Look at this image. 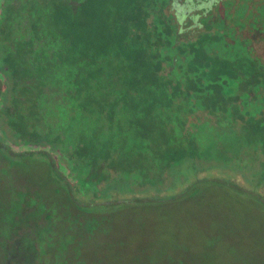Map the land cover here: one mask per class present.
Returning a JSON list of instances; mask_svg holds the SVG:
<instances>
[{
    "label": "flooded vegetation",
    "instance_id": "obj_1",
    "mask_svg": "<svg viewBox=\"0 0 264 264\" xmlns=\"http://www.w3.org/2000/svg\"><path fill=\"white\" fill-rule=\"evenodd\" d=\"M35 163L67 212L20 179ZM211 175L264 202V0H0V264Z\"/></svg>",
    "mask_w": 264,
    "mask_h": 264
},
{
    "label": "rangeland",
    "instance_id": "obj_2",
    "mask_svg": "<svg viewBox=\"0 0 264 264\" xmlns=\"http://www.w3.org/2000/svg\"><path fill=\"white\" fill-rule=\"evenodd\" d=\"M22 167L18 168L20 179L28 178L32 188L23 186L33 190L39 178L44 180V187L37 189L50 202H60L55 205L60 213L67 212L46 176L45 165L35 163L32 170ZM222 174L224 178L236 175ZM224 178L211 175L197 182L193 192L167 196L171 197L167 201L157 197L144 203L132 200L84 215L82 224L94 229L81 246L76 241L68 256L61 259L53 251L57 261L51 264H264V202L242 189L244 181L250 184L245 177L238 178L240 185L233 182L235 186L225 185ZM66 216L60 228L68 230L75 222L80 226L78 220H71L74 216ZM72 242V238L61 241L57 253Z\"/></svg>",
    "mask_w": 264,
    "mask_h": 264
}]
</instances>
